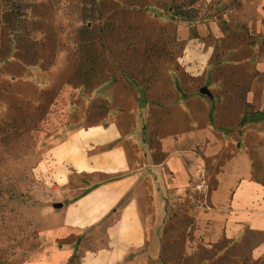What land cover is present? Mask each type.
<instances>
[{
  "label": "rangeland",
  "instance_id": "rangeland-1",
  "mask_svg": "<svg viewBox=\"0 0 264 264\" xmlns=\"http://www.w3.org/2000/svg\"><path fill=\"white\" fill-rule=\"evenodd\" d=\"M257 1L0 0V264H44L51 246L42 247L39 235L51 225L40 209L59 201L44 179L49 150L109 123L126 141L110 148L142 151L149 163H161L163 149L176 153L192 133L224 148L205 160L207 144H191L187 153L205 174L185 191H169L161 169L141 174L138 191L155 208L157 232L146 264H251L261 236L190 250L186 240L194 209L231 153L246 149L264 183V8L260 16ZM183 159L182 169L171 160V185L184 184L194 168ZM77 244L79 254L94 250L87 240Z\"/></svg>",
  "mask_w": 264,
  "mask_h": 264
},
{
  "label": "crops",
  "instance_id": "crops-1",
  "mask_svg": "<svg viewBox=\"0 0 264 264\" xmlns=\"http://www.w3.org/2000/svg\"><path fill=\"white\" fill-rule=\"evenodd\" d=\"M255 6L262 16L264 0ZM260 34L264 42V28ZM184 140L176 153L163 149L165 158L159 164L142 159V151L130 154L122 146L110 148L113 142L126 144L111 123L78 131L53 146L48 153L51 175L49 165H44V179L52 189V199L59 201L44 203L40 209L46 224L51 225L39 235L42 247L51 246L49 253L41 255L44 264H146L144 255L157 232L150 225L155 208L138 191L144 182L141 174L161 169L164 177L169 175V191H185L190 182L205 174L199 159L187 153L191 144H207L205 160L224 152L205 133H192ZM183 157L194 161V168L184 184L171 185L177 177L171 160L177 159L182 169ZM215 181V188L204 193L194 209L186 248L211 247L221 240L239 244L252 233L262 239L251 247L249 261L264 264V183L255 176L249 152L231 153L220 165ZM196 188L202 190L203 186ZM79 239L90 242L94 250L79 254Z\"/></svg>",
  "mask_w": 264,
  "mask_h": 264
},
{
  "label": "water",
  "instance_id": "water-1",
  "mask_svg": "<svg viewBox=\"0 0 264 264\" xmlns=\"http://www.w3.org/2000/svg\"><path fill=\"white\" fill-rule=\"evenodd\" d=\"M203 93H205V91H202Z\"/></svg>",
  "mask_w": 264,
  "mask_h": 264
},
{
  "label": "trees",
  "instance_id": "trees-1",
  "mask_svg": "<svg viewBox=\"0 0 264 264\" xmlns=\"http://www.w3.org/2000/svg\"><path fill=\"white\" fill-rule=\"evenodd\" d=\"M194 38H197V37H194Z\"/></svg>",
  "mask_w": 264,
  "mask_h": 264
}]
</instances>
